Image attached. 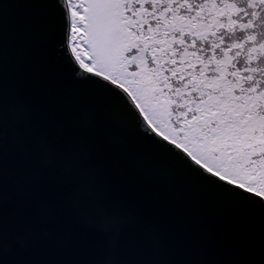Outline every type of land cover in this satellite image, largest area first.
I'll list each match as a JSON object with an SVG mask.
<instances>
[{"label":"water","instance_id":"water-1","mask_svg":"<svg viewBox=\"0 0 264 264\" xmlns=\"http://www.w3.org/2000/svg\"><path fill=\"white\" fill-rule=\"evenodd\" d=\"M0 264H264V198L81 67L67 0H0Z\"/></svg>","mask_w":264,"mask_h":264},{"label":"rangeland","instance_id":"rangeland-1","mask_svg":"<svg viewBox=\"0 0 264 264\" xmlns=\"http://www.w3.org/2000/svg\"><path fill=\"white\" fill-rule=\"evenodd\" d=\"M243 1L156 0L130 13L125 0L67 3L84 70L121 85L204 168L264 198V6ZM244 16L255 24L239 39L230 28Z\"/></svg>","mask_w":264,"mask_h":264},{"label":"trees","instance_id":"trees-1","mask_svg":"<svg viewBox=\"0 0 264 264\" xmlns=\"http://www.w3.org/2000/svg\"><path fill=\"white\" fill-rule=\"evenodd\" d=\"M156 2V0H125V4L126 6V11L127 13L132 12L135 8L138 7H145V8H150L154 3ZM244 5L245 8L247 10H251L254 8H257L259 6H264V0H244ZM143 23H146V27L147 29H149L151 27V23L145 19L143 21ZM255 24V20L254 18H250L247 16H244L242 18V20L238 21L233 27H231V31L234 32L237 37L240 39L244 38V36L249 33V31L251 30V28H253V25ZM155 98V97H154ZM158 100V104L161 108V110H163V114L160 111L161 117H163L164 115V106L163 103L161 102L160 99ZM175 108H180L179 106L175 107Z\"/></svg>","mask_w":264,"mask_h":264}]
</instances>
